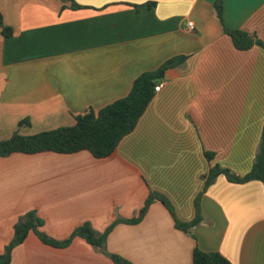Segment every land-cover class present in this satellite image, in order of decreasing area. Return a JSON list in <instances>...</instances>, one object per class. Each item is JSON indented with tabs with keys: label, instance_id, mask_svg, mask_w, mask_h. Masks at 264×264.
<instances>
[{
	"label": "crops",
	"instance_id": "obj_1",
	"mask_svg": "<svg viewBox=\"0 0 264 264\" xmlns=\"http://www.w3.org/2000/svg\"><path fill=\"white\" fill-rule=\"evenodd\" d=\"M0 0V140L71 126L126 96L143 72L185 55L113 154L88 151L0 156V253L29 211L64 240L90 222L104 232L102 251L82 238L54 247L31 231L11 264H192L196 247L233 264H264V182L237 175L255 161L264 127V48L239 50L215 9L217 0ZM224 21L264 41V0H222ZM193 21L194 29L188 28ZM22 121H28L19 125ZM214 152L210 160L205 152ZM203 220L189 232L176 221Z\"/></svg>",
	"mask_w": 264,
	"mask_h": 264
},
{
	"label": "trees",
	"instance_id": "obj_2",
	"mask_svg": "<svg viewBox=\"0 0 264 264\" xmlns=\"http://www.w3.org/2000/svg\"><path fill=\"white\" fill-rule=\"evenodd\" d=\"M64 1H71L72 7L74 8L81 7L75 0ZM215 9L223 23L224 31L231 36L237 49L248 50L254 45H259L264 48V41L256 35H252L241 29L231 28L225 23L222 0L215 2ZM0 26L3 28L4 34H10L11 29L4 25L1 14ZM186 59L187 57L185 55L176 56L168 59L155 70L143 72L135 79L130 92L126 96L115 100L99 111L89 110L84 114L76 116V122L71 126L43 131L33 135H22L18 130L15 131L10 138L0 140V156L5 157L14 153L34 154L45 151L70 154L83 150L88 151L96 158L110 156L114 153L120 141L136 128L140 118L155 96L156 85L164 78L166 71L184 65ZM25 123H28V121H22L19 125L21 126ZM214 154V152H205L206 157L210 160L214 157ZM219 175H225L229 181L236 183H245L252 180L264 182V127L251 170L245 175H237L230 169L216 164L203 177L205 180L204 189H207L214 183ZM155 199H161L173 213L171 204L167 199L156 193H152L136 217L117 220L102 233L96 231L90 222H85L76 227L72 234L64 240H57L44 232L41 229L43 220L35 211H29L15 224V232L12 240L6 245L4 252L0 253V264H11L13 249L22 244L31 231L42 242L54 247H67L75 238L79 237L94 247L108 253L106 250V242L112 228L119 222H140L145 216L149 205ZM199 201L200 197H197L195 200L196 216L192 221H176V226L179 229L189 232L202 222L203 217L200 212ZM109 254L114 264H133L121 255ZM192 264L233 263L220 252H207L196 247L193 251Z\"/></svg>",
	"mask_w": 264,
	"mask_h": 264
},
{
	"label": "built area",
	"instance_id": "obj_3",
	"mask_svg": "<svg viewBox=\"0 0 264 264\" xmlns=\"http://www.w3.org/2000/svg\"><path fill=\"white\" fill-rule=\"evenodd\" d=\"M188 28L190 30H193L194 29V23H193V21H189L188 22ZM161 87H162V83H159L158 85H156L155 92H158L161 89Z\"/></svg>",
	"mask_w": 264,
	"mask_h": 264
}]
</instances>
